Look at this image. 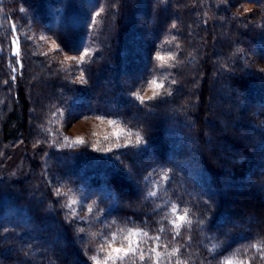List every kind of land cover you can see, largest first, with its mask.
<instances>
[{
	"label": "trees",
	"instance_id": "obj_1",
	"mask_svg": "<svg viewBox=\"0 0 264 264\" xmlns=\"http://www.w3.org/2000/svg\"><path fill=\"white\" fill-rule=\"evenodd\" d=\"M152 1L163 61L143 41L150 0H0V35L21 16L82 55L84 77L28 41L14 73L0 36V264H264V0ZM62 114L115 118L130 137L56 147ZM64 187L90 202L81 228Z\"/></svg>",
	"mask_w": 264,
	"mask_h": 264
},
{
	"label": "rangeland",
	"instance_id": "obj_2",
	"mask_svg": "<svg viewBox=\"0 0 264 264\" xmlns=\"http://www.w3.org/2000/svg\"><path fill=\"white\" fill-rule=\"evenodd\" d=\"M150 2L151 3H148L149 8L145 9L142 17V21L144 22L143 34L145 35L143 41L146 42V51H148L149 60L150 58L151 60H153V58L157 59V56H163L167 58L169 57V52L165 50L163 46L160 47L161 43H159L162 35L154 33L153 25H155V23L151 20V12L158 10L157 7L160 8V3H158L156 7L154 5V1L150 0ZM252 8L253 6L248 5L246 10ZM2 14L4 15V13ZM173 14L174 12L171 11L169 13V16H173ZM3 18L5 19L4 16ZM23 23L24 21L22 20L21 16L16 17L14 25L11 23L10 19L4 20L3 27L5 28V31L1 32L0 35L5 38L2 39V43H6L10 47V49L8 48V53L10 55L9 60L12 61L14 65L13 72L15 73L19 71L20 67H22V62L25 58L23 53V42L26 43L28 41L32 45V53H48L49 55H51V58L57 60L58 62L60 61L66 66H71L74 69V73H76L77 81L79 83H83L84 77L80 74L79 68H77L76 66V64L81 60L82 55H72L65 52L63 53L62 51L60 52L59 45L51 33L37 26L29 27V25ZM159 24V28L165 27L164 24ZM2 25L3 22L0 24V26ZM11 25H13V29H10ZM159 28L157 29L158 31H160ZM154 35H156L157 37L154 38ZM140 55L141 54H139V59H142L143 57ZM146 61L148 60L143 59L142 62H140L139 67L131 70L130 74L132 76L137 75L135 77H132L133 83L137 81H135V79L139 78V74H141V72L147 70L148 64ZM153 81L161 86L160 80H158L156 77H153L146 86L140 89L138 97H144V99H147L152 94H155L157 89L160 90V87L157 88L156 84L152 83ZM209 100L211 101L212 98H209ZM132 116L133 118L137 119H145L147 115L132 114ZM108 121H113V123L109 124ZM58 123L59 126L54 128L57 130L56 135H58V137L56 138V141L51 143L52 145H55L56 142H58L60 145H77L79 143L82 144L89 141L90 147L95 149V147H98L97 141L99 139H105L107 137L118 139L120 137H123L124 140H122L121 143H126L127 139H129L130 137V134L125 133L126 127L120 120H117L115 118L91 116L88 114L85 116L79 115V117L75 115L66 117L64 114H62L59 117ZM28 152L29 149L24 144H19L14 147V149H12V152L6 160L5 164V170H7L9 177H21L26 174L24 155ZM227 183L225 184L226 186ZM62 190L67 191V194L63 195L66 198L67 206L71 213L70 215L73 220H79V228H81L83 223H81L80 221L87 215L88 209L90 210V202L81 197L79 194L67 190L65 187L62 188ZM189 192L190 195L194 194L193 189H191V191ZM237 199L239 200V202H249L254 201L255 197L252 193H249L248 195L239 197ZM229 203H235V201L231 198Z\"/></svg>",
	"mask_w": 264,
	"mask_h": 264
},
{
	"label": "snow or ice",
	"instance_id": "obj_3",
	"mask_svg": "<svg viewBox=\"0 0 264 264\" xmlns=\"http://www.w3.org/2000/svg\"><path fill=\"white\" fill-rule=\"evenodd\" d=\"M81 59H83V57H81ZM157 59L163 61V60L165 59V57H163V56H157ZM260 71L264 72V69H260ZM152 83H153V84H156L155 81H153ZM156 87L159 88L160 85H159V84H156ZM140 99L143 100L144 97H140ZM108 123H109V124H112L113 121H108ZM121 131H122V130H121ZM137 143H140V138H139V137H137ZM180 219L182 220L183 217H180ZM109 247H111V246H109ZM129 250H130V249H129ZM121 253H124V254L126 255V254H127V251H126L125 249H123V248H115V247H111V252L109 253V257H108V259H114L116 256H118V255L121 254Z\"/></svg>",
	"mask_w": 264,
	"mask_h": 264
}]
</instances>
